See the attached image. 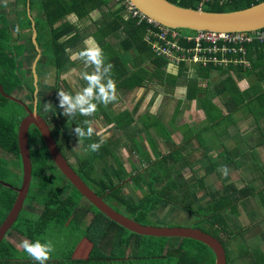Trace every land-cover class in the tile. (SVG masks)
<instances>
[{
  "label": "trees",
  "instance_id": "16d2710c",
  "mask_svg": "<svg viewBox=\"0 0 264 264\" xmlns=\"http://www.w3.org/2000/svg\"><path fill=\"white\" fill-rule=\"evenodd\" d=\"M39 1V11L43 16L38 13L35 18L36 39L41 49V57L36 65L38 75L37 67L48 65L50 62L55 65L57 71L59 70V74L61 71L67 69L68 65H70L68 47L81 38L77 22L99 8H106L109 14L106 15L105 12L104 17L107 23L104 26L102 25V27L99 26L95 39L101 41L107 35L122 30L125 38L120 42L119 46L125 52L120 54L119 50L107 47L110 52H108L109 57L106 56V59L103 60L104 64L102 67L104 69L102 73L99 69L91 67L80 72L86 78L91 77L92 84L97 83L98 87L94 89L95 93L103 91L109 86L107 82H100V78L105 75L107 65L108 74L114 80H120L121 82L129 80L127 60L122 56V54H126V51L133 50L136 57L145 53L151 56L150 49H152V45L147 40H144L146 27L143 24H136V20L134 19L124 20L121 12L123 7L122 5L117 6L119 3L117 0ZM168 1L183 7L198 8L197 0ZM260 1L263 0H226L224 1L226 3L223 5H220L222 1H213L211 5L204 6L202 9L208 11H231L248 7ZM70 15H75L77 19H70ZM27 20L30 28L31 20L29 18ZM177 30L179 34L190 36L196 33L195 30L190 29L178 28ZM30 35L31 31L27 36V40L31 49H33V53L29 60L18 66L19 61L15 52L19 51L20 46L10 43L6 28H0V84L5 93L18 96L23 101L24 99L29 100V107L32 106L34 91L31 64L37 53ZM178 43L183 45L190 44V42L183 39H179ZM255 46L258 49L264 48V41L252 42L246 45L249 57H252V49ZM237 55V52L228 53L229 57H236ZM154 57L156 59L153 58V62L160 68L161 64H164V60L161 57ZM109 62H114L116 67H114L113 63L110 64ZM251 62H253V59ZM23 66L25 69L21 72L20 70ZM234 67L242 68V65ZM253 67L254 65L252 64ZM196 69L205 70L211 68L196 67ZM93 78H96V81ZM259 78H261V74ZM75 79L78 78L75 77L72 81ZM128 85L129 82L125 84V86ZM18 92H22V94H17ZM111 94L112 90H106L104 93L91 96L86 101L83 109L88 110L86 113L96 120L99 112L106 114L104 108L108 106ZM197 94H199V87L195 89L191 96L195 97ZM217 94L218 92L215 91L214 95ZM232 95L235 101L232 102V106L227 107L229 114L238 110L247 101L245 95L241 97L235 93H232ZM205 97L204 100H201L203 99L202 96H197L200 99L199 104L202 106H205L210 101L207 95ZM8 102L19 104L5 98L0 93V180L6 181L13 186H19L22 174L17 143V127L21 118L12 121L7 116L1 114V111L6 107ZM22 111L24 114L23 108ZM209 115L211 117L210 120L213 122L224 120V113L219 107L211 106ZM75 124L79 131L77 135L78 140H86L87 143L81 147L80 151H75V148L72 147L69 133L67 134V131L62 129L55 138L60 151L62 152V148L64 147L66 152L75 151L80 154L79 152L85 151L84 146L87 147L89 145L88 155L83 157L78 156V159L75 157L79 167L87 168L88 177L85 178L74 168L75 171L87 184V180H92L90 182L97 189L92 188L88 184L90 188L102 196L104 201L116 211L142 224L161 225L153 220L157 211L168 207L172 209L179 208L190 214V217L194 214L202 213L197 219H193L195 224H191L190 226L198 227L211 234L215 233V237L220 240L216 232L224 228V201L230 205L233 198L242 195L256 196L252 187L226 186L224 183L223 187L219 188L210 185L208 189L209 200L201 203L199 209H192L191 205H195L194 202H199L200 199L194 198L195 194L190 192L191 189L187 191V196L178 193V191L184 188H191L190 185L176 180V177L180 175V164H183L185 159L188 158L184 156V158L178 160L179 155H181L180 151H176V154L170 152L155 156L148 168L134 175L122 169L121 172L118 171L113 176L104 172L105 175L101 177L100 174H95L98 170L96 169V165L101 170L105 169L107 162H109L108 157L112 156L111 151L108 149L106 142L100 138L91 136L92 131L79 111L75 113ZM82 127L87 131V134L83 137L80 136L82 129H79ZM57 137H60V139H57ZM28 141L32 167L31 182L23 207L15 223L0 242V264H51L53 260H60V256L58 257L53 254L54 248L50 244L49 231L53 228L57 230L64 229L65 227L73 228L72 231L66 232V236L74 231H78L79 236L77 238H86L91 243L87 258L83 259L79 264H131V262H136V260L142 261L147 258L159 261V264H214L212 250L200 241L190 238L139 235L111 220L83 198L77 189L58 171L49 156L47 147L38 129L34 125H31L28 129ZM62 154L66 158L64 152ZM147 161L150 160L147 158ZM57 172L61 174V179L66 181L65 184L59 182ZM130 185L136 190L143 189L142 195L133 197V195L127 194ZM201 188H204V185L198 187V189ZM149 190H151L150 193H147ZM256 194L264 195V192L260 191ZM15 196L16 191L13 188L0 183V224L7 216L15 200ZM180 196L183 198L188 197V203L183 207L177 204ZM108 200H114L117 203L113 204L112 202H108ZM118 204L124 206L130 215L118 209L115 206ZM143 205H152L154 207L151 210H147L142 209ZM39 206L40 209H37ZM152 216L153 218H151ZM12 232L18 233L28 239V244L20 251L7 239V236H10ZM76 243L77 241L73 243L72 247L68 249L66 257L64 256L63 258H70ZM131 245H134L135 249L133 248L131 256H127V250L131 248ZM137 253H141V255L136 256ZM138 257L144 258L139 259Z\"/></svg>",
  "mask_w": 264,
  "mask_h": 264
},
{
  "label": "crops",
  "instance_id": "0c3cea01",
  "mask_svg": "<svg viewBox=\"0 0 264 264\" xmlns=\"http://www.w3.org/2000/svg\"><path fill=\"white\" fill-rule=\"evenodd\" d=\"M225 3L223 1L220 5ZM39 6V0H0V28H6L10 43L21 46L24 42L23 62L29 60L33 53L27 40L30 31L32 34L27 19L31 17L35 22ZM104 9L102 14L98 12L102 10L99 8L77 22L81 38L68 47L70 65L59 75L61 83L59 99L62 103L60 94L63 97L69 92L62 87V83L69 75L78 78L73 82L80 83L77 87L80 106L85 105L91 96L112 90L109 104L104 108L106 114L99 112L96 118L100 137L109 139L108 149L116 165L115 169L109 172L117 173L122 169L133 174L143 172L155 156L180 151L181 155L188 158L180 164V175L176 180L183 184L197 182V187L196 185L190 187L191 193L195 194L194 198L203 201H199L200 203L209 200L210 185L219 188L223 187L224 183L226 186L263 188L264 48L258 49L255 46L252 49V57H249L245 45L244 58L247 59L248 65H243L242 68L228 65L224 68L205 70H197L196 67L205 66L191 61H177L156 55L153 49H150L151 56L145 53L139 57H136L133 50H128L122 56L127 60L129 80L123 82L114 80L108 74L107 65L100 82H107L109 86L95 93L97 83L92 84L91 77L86 78L79 71L91 67L99 69L102 73L103 60L106 56L109 57L110 52L107 47L119 50L120 54L125 52L119 46L125 38L122 30L107 35L101 41L95 39L99 26L107 23L104 17L107 9ZM122 16L124 20L134 19L136 24H143L146 27L144 36L146 41L149 23L145 20L139 21L126 9L122 11ZM69 18L77 19L75 15H70ZM154 56L164 60L160 68L153 62ZM35 57L36 55L33 60ZM93 79L96 81V78ZM128 82L129 85L125 86ZM197 87H199L197 96H202L201 100H204L207 95L210 100L205 106L199 104L200 99L197 96H191ZM215 91L218 92L217 95H214ZM232 93L239 94V97L245 95L247 101L238 110L229 114L227 107L232 106V102L235 101ZM50 94L53 95V92ZM66 96L70 100V96ZM211 106L222 110L224 120L218 122L210 120ZM62 107L65 106L62 104ZM147 158L150 161H147ZM96 169L94 170L99 174L107 172L106 168L101 170L98 165ZM201 185H204V188L198 189ZM127 192L133 196L136 194L141 196L140 190H135L132 185ZM111 202L117 203L114 200ZM67 229L69 227L64 228ZM74 237L73 243L75 241L77 243L70 258L60 256V260H53L51 264H79L87 258L91 243L86 238ZM26 240L27 242L14 244L15 248L18 251L22 250L28 244V239ZM68 249L64 255L68 253ZM131 255L127 252V256ZM140 255L141 253L136 254ZM147 259L136 260L131 264H159V261Z\"/></svg>",
  "mask_w": 264,
  "mask_h": 264
},
{
  "label": "water",
  "instance_id": "95a60500",
  "mask_svg": "<svg viewBox=\"0 0 264 264\" xmlns=\"http://www.w3.org/2000/svg\"><path fill=\"white\" fill-rule=\"evenodd\" d=\"M129 3L139 11L148 20L168 28L190 29L195 31H213V32H241L253 31L264 28V0L252 4L248 7L239 8L231 11H208L204 9H194L176 5L168 0H128ZM31 20V40L34 44L37 54L32 62L31 72L33 75V100L32 108L14 95L3 91L0 84V93L5 98L21 104L26 114L21 118L17 127V143L21 159L22 180L19 186H13L10 183L0 180L5 186L11 187L16 191L15 200L0 224V242L7 231L15 223L27 196L31 182V159L29 152L28 129L34 125L47 147L49 156L57 167L58 171L77 189V191L88 202L94 205L100 212L111 220L115 221L124 228L139 235L153 237H177L190 238L206 244L214 254V264H225V254L221 242L213 235L193 226H165L142 224L121 212L116 211L102 196L91 189L87 183L74 170L69 161L63 156L57 146L49 126L37 111V92L38 76L36 72V63L40 56V48L37 44V29L34 20Z\"/></svg>",
  "mask_w": 264,
  "mask_h": 264
},
{
  "label": "flooded vegetation",
  "instance_id": "af4514ba",
  "mask_svg": "<svg viewBox=\"0 0 264 264\" xmlns=\"http://www.w3.org/2000/svg\"><path fill=\"white\" fill-rule=\"evenodd\" d=\"M40 57L41 56H39V59ZM37 76V111L46 120L49 129L54 136V139L56 138L58 132L62 130L61 122L65 119L67 114L71 113L72 115L68 118H70L72 122L70 123V127L67 129L69 131L72 129V131L76 135H78L79 131L77 129V125L75 124L76 111H79L83 115L85 121L87 122V126L92 131L91 136H94V138L100 137L97 128V121L94 120L91 115H88L86 113L88 110L83 109L84 105L80 106L79 104V91L77 90V87L80 83L78 81L77 83L72 81L70 84L62 83V87L66 91H69L66 92L65 95L70 96L69 103H65L62 100V102L66 104L64 108L61 107L56 100V98L59 99V91L55 90V88L53 87L56 82L54 81L55 79L51 77L52 75L47 74L45 78L41 74H37ZM59 83L60 82H58V84ZM81 83H84V81H81ZM51 92H53V95L50 94ZM71 93H73L75 100L73 99ZM60 98H62L61 94ZM49 116H51V118H49ZM56 118L58 120H55ZM67 129L63 130L67 131ZM79 129H82L80 136L83 137L87 134V131L83 127ZM87 137L89 136L87 135ZM101 140L106 142V145L108 147L109 139L101 138ZM84 149H86L85 146ZM108 158L109 162H107V165H115L112 156H109ZM260 191L264 192V187L254 189V193L256 196H239L233 198L230 202V205H228V203L224 201V228L219 232H216L220 240L217 237L216 238L221 242L223 246L225 254V264H264V195L256 194ZM214 234L215 233L211 235L215 236Z\"/></svg>",
  "mask_w": 264,
  "mask_h": 264
},
{
  "label": "rangeland",
  "instance_id": "374dc122",
  "mask_svg": "<svg viewBox=\"0 0 264 264\" xmlns=\"http://www.w3.org/2000/svg\"><path fill=\"white\" fill-rule=\"evenodd\" d=\"M212 1H217V2H221V1H226V0H212ZM36 4H38V3H36ZM119 5L121 4V2H119L118 3ZM206 5V4H205ZM123 7H124V5H123ZM100 9H102V10H98V12L100 13V14H102L104 11H105V9L104 8H100ZM122 11H124V10H122ZM121 11V12H122ZM40 15H42L43 16V14H41L40 13V11H37ZM109 14V12H106V15H108ZM90 30V28H88V30L87 31H89ZM32 41V40H31ZM28 45H29V47L31 48V46H30V44H29V42H28ZM25 48V45H24V42H22V44H21V46H20V48H19V51L18 52H15V54H16V56H17V59H18V61H19V65L18 66H21L22 65V62H23V56H24V54H23V50L22 49H24ZM16 63H17V61H16ZM24 63H25V61H24ZM23 63V64H24ZM37 69H38V72H39V74H41L42 76H44V78L47 76V74H51L52 76L51 77H53L55 80V84L53 85V87L55 88V90H57V91H59L60 90V88H61V86H60V84L61 83H59L58 84V81L60 82V80H59V70L57 71L56 70V68H55V65H53V63H48V65H44V66H38L37 67ZM23 69L21 68V72H23L22 71ZM49 72V73H48ZM79 72H81V71H79ZM50 77V76H49ZM74 78H72L70 75L65 79V81L63 82V83H68V84H70L71 82H72V80H73ZM43 88V87H42ZM44 89V88H43ZM17 94H22V92H18ZM72 94V97H73V99L75 100V97L73 96V93H71ZM16 97H18V96H16ZM19 98V97H18ZM20 99V98H19ZM62 99H63V101L65 102V103H69L70 102V100H69V98L66 96V95H64L63 97H62ZM22 100V99H21ZM56 100L58 101V103L60 104V106L62 107V104H63V106H66V104L65 103H61V100H59V99H57L56 98ZM23 101V100H22ZM24 102L28 105V107H29V100H25L24 99ZM54 105V104H53ZM101 105H102V101H101ZM23 108V110L25 111V109H24V107L22 106V105H20L19 106V104H16V103H12V102H8L7 104H6V107L5 108H3V110L1 111V114L2 115H4V116H7L10 120H12V121H15V120H17V119H19V118H22L23 116H24V114L26 113V111H25V113L23 114V111H22V108ZM32 107V106H31ZM30 108V107H29ZM65 108V107H64ZM72 115V113L71 114H67L66 115V117H65V119L61 122V129H67V128H69L70 127V123L72 122L71 120H70V118H68V117H70ZM49 118H51V116H49ZM53 119V118H52ZM21 120V119H20ZM19 120V121H20ZM55 120H58L57 118L55 119ZM19 123V122H18ZM75 128V127H74ZM69 133V138H70V140H71V143H72V147L73 148H75V151H80L81 150V147L84 145V144H86L87 143V141L85 140V141H80V140H78V138H77V135H75V133L72 131V129L69 131L68 129H67V134ZM57 139H60V137H57ZM89 146V145H88ZM88 146L86 147V149H85V151H81V152H79L80 154H78V153H76L75 151H71L72 152V154H71V152H66L65 151V149H64V147L62 148V152H64V154H65V156H66V158H67V160L69 161V163L71 164V166L73 167V168H75L78 172H80L85 178H87L88 177V173H87V168L86 167H79V165H78V163L76 162V158L78 159V156L79 157H83V156H86V155H88L87 154V151H88ZM75 156H74V155ZM76 157V158H75ZM181 158H184V155H179V158H178V160L179 159H181ZM101 162V161H100ZM123 161H121V163H122ZM106 169H107V174H109V175H111V176H113L115 173H112V172H109V170H111V169H115V165L114 164H108L107 165V167H106ZM96 175H98L99 173L97 172V173H95ZM132 175H134L133 173H131ZM100 175H101V177H103L105 174H104V172L103 173H100ZM57 177H58V180H59V182L61 183V184H65L66 183V181H64V180H62L61 179V174L59 173V172H57ZM90 181H92V180H87V182H88V184H90V186H92V188H94V189H97V187L92 183V182H90ZM197 182H191V183H189L188 185H196V187H197V184H196ZM156 187H158V185H156ZM156 187H154L155 189H158V188H156ZM194 188V187H193ZM191 188H184V189H182V190H180V191H178V193L179 194H181V195H183V196H187V191H189ZM136 190V189H135ZM140 190V189H139ZM150 191L151 190H149L147 193H150ZM191 192V191H190ZM141 195H142V193H143V189H141L140 190V192H139ZM60 194L62 195V193L60 192ZM127 194H128V192H127ZM138 195L136 194L135 196H133V197H137ZM188 197L187 198H183V197H179L178 198V201H177V204L179 205V206H181V207H183L185 204H187L188 203ZM108 202H111V200H108ZM200 202H203L202 200H200ZM200 202H197V203H194L195 205H191V208L192 209H194V210H197V209H199L200 207H199V205L201 204ZM118 209H120L121 211H123V212H125L126 214H128V215H130V213L126 210V208L124 207V206H122V205H115ZM154 206H152V205H143L142 206V209H147V210H151L152 208H153ZM159 208V207H158ZM37 209H40V206L37 208ZM123 214V213H122ZM202 213H199V214H194V215H192V217H190V214H188V213H186V212H184L183 210H180L179 208H177V209H172V208H166V209H164V210H159V211H157L156 213H155V217H154V219L153 220H155L157 223H160L161 225H165V226H190L191 224H195L194 223V220L193 219H197L200 215H201ZM153 215V214H152ZM151 218H153V216L151 217ZM198 225H199V223H197ZM16 226V225H15ZM73 230V228L72 227H69V229H67V230H64V229H57L56 230V228H53V229H51L50 231H49V236H50V238H51V240H50V244H52V248H54V250H53V254L55 255V256H65L63 253L70 247V245H71V243H73V241L75 240V237L74 236H79V232L78 231H74V232H72L71 234H73L74 236H70V235H68V236H66L65 234H66V232H70V231H72ZM7 239L11 242V243H13V244H19V243H24V242H27V240H26V238L25 237H23V236H21L20 234H18V233H15V232H12V234L10 235V236H7ZM40 244H42V242H40ZM131 246H133V247H131L130 249H128L127 250V252L128 253H133V248L135 249V246L134 245H131ZM195 253H196V251H195ZM66 257V256H65ZM142 258V257H141ZM144 258V257H143Z\"/></svg>",
  "mask_w": 264,
  "mask_h": 264
},
{
  "label": "built area",
  "instance_id": "2783aa9c",
  "mask_svg": "<svg viewBox=\"0 0 264 264\" xmlns=\"http://www.w3.org/2000/svg\"><path fill=\"white\" fill-rule=\"evenodd\" d=\"M211 3H213L212 0H197L199 9ZM121 4L124 5V10L126 9L139 21L145 20L149 23L146 40L152 45L156 55L177 61H191L202 66H226L229 64L247 66L248 61L244 58L245 45L264 41V28L241 32L201 30L196 31L193 36L179 34L178 28H168L148 20L128 0H122ZM179 39L188 41L190 44H179ZM230 52H237L238 55L230 58L228 56Z\"/></svg>",
  "mask_w": 264,
  "mask_h": 264
},
{
  "label": "clouds",
  "instance_id": "9594fccd",
  "mask_svg": "<svg viewBox=\"0 0 264 264\" xmlns=\"http://www.w3.org/2000/svg\"><path fill=\"white\" fill-rule=\"evenodd\" d=\"M118 2H122V0H117ZM120 5H122V4H120ZM122 7H123V5H122ZM123 10H124V7H123ZM198 65H200V64H198ZM232 66H238V65H241V64H237V65H234V64H231ZM230 64H229V66H231ZM200 66H202V65H200ZM226 66H228V65H226ZM226 66H205V67H209V68H211V69H218V68H224V67H226ZM243 66V65H242ZM18 98V97H17ZM88 185V184H87ZM89 186V185H88ZM90 187V186H89ZM92 189V188H91Z\"/></svg>",
  "mask_w": 264,
  "mask_h": 264
}]
</instances>
